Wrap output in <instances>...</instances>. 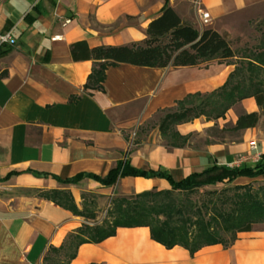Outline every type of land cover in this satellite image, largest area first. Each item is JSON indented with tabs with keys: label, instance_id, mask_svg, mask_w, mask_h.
<instances>
[{
	"label": "crops",
	"instance_id": "obj_1",
	"mask_svg": "<svg viewBox=\"0 0 264 264\" xmlns=\"http://www.w3.org/2000/svg\"><path fill=\"white\" fill-rule=\"evenodd\" d=\"M197 1L209 14L207 23ZM165 6L199 33L212 29L229 38L239 26L235 35L244 39L264 0H0V34L11 32L10 42L0 46V264H43L48 249L62 246L77 228L100 225L102 208L106 212L112 198L171 188L160 178L123 177L102 186L88 178L61 184L53 176L103 177L127 158L137 169L162 168L178 181L225 167L241 154L264 155V130L257 127L239 131L238 141L200 149L190 137L181 148L163 145L157 129L142 134V143L133 141L141 126L187 95L222 87L233 62L178 68L119 64L107 68L103 91L84 89L93 63L73 61L70 45L142 44L148 24ZM253 112H258L255 101L245 99L217 122L233 125ZM212 124L200 117L176 131L194 136ZM251 141L256 150L249 149ZM47 191L68 193L84 215L35 195ZM69 264H264V226L239 233L227 249L205 246L193 256L183 247L166 249L153 241L147 227L117 228L99 243L80 245Z\"/></svg>",
	"mask_w": 264,
	"mask_h": 264
},
{
	"label": "trees",
	"instance_id": "obj_2",
	"mask_svg": "<svg viewBox=\"0 0 264 264\" xmlns=\"http://www.w3.org/2000/svg\"><path fill=\"white\" fill-rule=\"evenodd\" d=\"M69 51L73 61L89 60L93 63L84 89L99 91H103L105 73L110 66L128 64L147 68L195 67L209 60L228 62L235 57L228 41L219 33L212 29L199 33L182 22L168 6L148 24L146 39L142 44L89 48L85 41H77L70 45ZM238 59L239 65L229 74L222 87L206 95H187L170 108L180 111L168 115L160 123L159 133L166 141V146L181 148L186 145L189 136L179 135L175 130L176 126L200 117L207 121L223 119L232 106L247 98L255 100L260 114L253 112L240 115L229 130L239 132L252 129L257 125L260 115L264 117V38L257 49ZM199 98V104L194 105L193 100ZM216 170L226 174L206 178ZM241 176L249 179L264 176V155L252 165L242 164L235 168L213 166L178 181L162 168L137 169L127 158L117 162L103 177L78 174L62 180L53 176L61 184H77L88 178L102 186H112L123 177L160 178L165 179L171 188L112 198L106 209V219L100 225H82L77 228L67 236L62 246L48 249L43 264H69L80 245L99 243L113 236L117 228L147 227L153 241L166 249L183 247L191 256L205 246L221 245L227 249L237 240L239 233L251 231L255 224H264V185L256 190L251 183L234 186V194L228 198L230 207L225 210L213 208L206 219L192 220L187 217L185 211L178 206L173 193H188L205 183H232ZM35 195L70 210L75 215H84L83 210L76 209L72 197L66 192H36ZM224 234H231V240L225 241Z\"/></svg>",
	"mask_w": 264,
	"mask_h": 264
},
{
	"label": "rangeland",
	"instance_id": "obj_3",
	"mask_svg": "<svg viewBox=\"0 0 264 264\" xmlns=\"http://www.w3.org/2000/svg\"><path fill=\"white\" fill-rule=\"evenodd\" d=\"M257 13L259 17H257L256 19H254L255 18L254 17L251 20L249 24V28L247 30V33H248L247 38L242 39L239 36L237 37V35L239 34L238 32L241 30L239 26L234 27V30L236 31L237 35H235L236 33L232 31L231 33H229V38H225L235 53V57L232 60H230V62H233L234 68L239 65L238 58L242 55L246 56L248 55L250 51L252 52V50L257 49L262 39L264 38V10H260ZM216 61L217 60H209V63L216 62ZM247 99H250V98H247ZM200 100L201 98L194 99L193 104L194 105L199 104ZM229 110L226 112V114L229 112ZM177 111H180V109H172V110L170 109V110H164V111L159 112L148 123L141 126L140 130L136 133L137 137L135 136L132 137L133 141L137 142V144H140L146 140L145 139L146 137L142 136V134L146 135V132H150L153 129H157L158 135L160 137V142H162L163 145H166V141H164L160 136L159 126H160V123L168 115H172L176 113ZM257 113L260 114L259 109ZM226 114L223 119L226 118ZM212 123L213 124L211 125V127H209V129L205 130L204 132H200L194 136H189L191 138L190 141L192 142V145L194 148H197V149L203 148L208 143L234 142L240 139V132H232L229 130V128H231L234 124L232 125L231 123L228 122L224 125H220L217 121H212ZM176 127H175V130H176ZM255 127L260 128L261 130H264V117L263 116L260 115L259 121ZM251 142H255V141H251ZM256 146H257V143H256ZM260 156H259V159H260ZM252 157H250L248 154L246 155L241 154L237 156L236 161L238 162L239 160H242L244 163L248 162L249 164H254L255 163L254 161L257 160V157L255 159L254 158L252 159ZM225 174L226 173H223L221 170H216L206 178L207 179H209V177L215 178L217 176H224ZM241 177H245V176H241ZM241 177H237V178H241ZM245 182L243 184L235 182V181H233L232 183H215V184L205 183L204 185L200 186L199 188L191 192H188V193L187 192L186 193L185 192H175L173 194L175 196L178 206L181 207L183 211H185V214L187 217L189 216L192 220L196 218L206 219L211 214L213 208H218V209L224 208L223 210H225L230 207V202L228 198H231V196L234 194V190L232 189L234 186H241V185H246V184L251 183L253 188L256 190L258 187L264 185V176H260L253 180L251 179L247 183ZM103 210L104 209L102 208L101 217L99 218L100 222L106 219V212H104ZM254 226H264V224H255L252 226V228ZM223 238L225 239V241L228 242L231 240L232 236L231 234H224Z\"/></svg>",
	"mask_w": 264,
	"mask_h": 264
},
{
	"label": "built area",
	"instance_id": "obj_4",
	"mask_svg": "<svg viewBox=\"0 0 264 264\" xmlns=\"http://www.w3.org/2000/svg\"><path fill=\"white\" fill-rule=\"evenodd\" d=\"M196 4H197V12L199 13V15H201L202 22L203 23H207L208 20H209V14L207 12H205L203 10V8H201L200 2L197 1ZM69 22H70L69 19H66L64 21V23H66V24L69 23ZM56 38H59V36H56L54 39H56ZM10 40H11V32L0 34V46L5 44V43H9ZM249 147H250L251 150H256L257 149V146H256L255 142H251ZM258 160H259V158L257 157V160H255L254 162L256 163ZM243 163L244 162L242 160H239L238 162L235 161L234 163L229 164V165H227L225 167H227V168H235V167H239ZM2 189H3V186H2V184L0 182V190H2Z\"/></svg>",
	"mask_w": 264,
	"mask_h": 264
},
{
	"label": "bare ground",
	"instance_id": "obj_5",
	"mask_svg": "<svg viewBox=\"0 0 264 264\" xmlns=\"http://www.w3.org/2000/svg\"><path fill=\"white\" fill-rule=\"evenodd\" d=\"M140 186L139 185H137V188H139Z\"/></svg>",
	"mask_w": 264,
	"mask_h": 264
}]
</instances>
